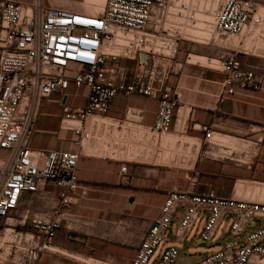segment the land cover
Masks as SVG:
<instances>
[{
  "label": "built area",
  "instance_id": "2783aa9c",
  "mask_svg": "<svg viewBox=\"0 0 264 264\" xmlns=\"http://www.w3.org/2000/svg\"><path fill=\"white\" fill-rule=\"evenodd\" d=\"M258 4V0H214L199 7L195 0H105L97 13L90 14L44 7L42 0H0V148L9 152L0 168V264L9 250L15 264H37L42 251L52 250L58 230L76 222L67 210L80 186V153L30 147L43 101L55 92L68 95L71 83L87 87V104L65 106L61 117V127L74 131L78 145L89 137L86 121L106 115L119 93L156 98L152 131L169 133L184 105L169 84L175 66L181 64L180 41L210 44L220 36L243 34L262 24ZM196 31L206 36L196 39L201 38ZM238 54L208 58L224 72L221 99L235 95L240 87L264 88L253 70L244 69ZM121 59L134 64H117ZM202 130L206 149L201 157L211 154L252 166L250 152L239 153L216 141L210 127ZM249 139L256 146L264 142V121L250 124ZM183 141L191 144L188 138ZM121 173H128L126 164ZM50 183L59 188L50 212L27 216V229L12 224L23 197ZM178 212L175 236L181 241L198 219L204 221L203 242L214 240L225 219H231L229 232L234 238L194 262L181 261L179 248L170 244L152 264H264V203L177 189L166 193L131 264H151Z\"/></svg>",
  "mask_w": 264,
  "mask_h": 264
},
{
  "label": "crops",
  "instance_id": "0c3cea01",
  "mask_svg": "<svg viewBox=\"0 0 264 264\" xmlns=\"http://www.w3.org/2000/svg\"><path fill=\"white\" fill-rule=\"evenodd\" d=\"M42 3L44 7L79 13L92 14L101 9L99 3L88 0ZM258 3L262 24L251 25L243 34L223 36L224 44L213 45V52H189L183 48L185 41H180L177 61L181 64L175 66L169 84L180 94L184 105L177 111L169 133L152 131L158 109L156 98L119 93L111 100L106 115H94L86 121L89 137L78 145L74 131L61 127V117L65 106L87 104V87L71 83L68 95L55 92L43 101L30 147L77 150L80 186L67 210L69 218L76 222L58 230L52 250L42 251L37 264H131L170 190L195 194L212 191L218 197L264 203V142L256 146L249 139L250 124L264 121V88L240 87L235 95L221 99L224 72L205 63L206 58L238 54L242 50L238 57L244 69L253 70L264 87V0ZM192 55L202 58L192 59ZM117 64L134 62L121 59ZM203 126L213 129L215 140L226 147L239 153L250 152L252 166L211 154L201 157L206 149ZM237 141L242 146L236 147L233 142ZM8 155L7 150L0 148V168ZM124 164L128 166L127 174L121 173ZM58 190L50 183L33 195H25L11 223L27 229V216L47 215L57 203ZM180 218L178 212L164 238L171 234V244L176 246L175 243L185 245L193 230L184 241L177 239L175 231ZM83 224L87 225L85 231L78 233ZM202 242L200 235L190 241L199 245ZM212 242L216 246L223 243L215 238Z\"/></svg>",
  "mask_w": 264,
  "mask_h": 264
},
{
  "label": "rangeland",
  "instance_id": "374dc122",
  "mask_svg": "<svg viewBox=\"0 0 264 264\" xmlns=\"http://www.w3.org/2000/svg\"><path fill=\"white\" fill-rule=\"evenodd\" d=\"M91 2H96V3H99L100 6H98L99 8H102V5L104 3V0H88ZM213 0L211 1H207V0H201V1H196L195 0V3H198L199 7H204L205 5H208V4H211L213 3L212 2ZM96 5V4H95ZM96 11V10H95ZM200 30V29H199ZM201 31V30H200ZM196 34L198 36H200L201 38H196V39H202L203 37L206 36V34L204 33H201L199 31H196ZM209 36V35H208ZM222 38L221 36L218 37L217 39H213L212 42L210 44H205V43H202V42H194V41H190V40H184L185 41V44H184V49L188 50L189 52L193 51V53H204L205 52H213L215 51V47H212L213 45L215 44H220V45H223L224 42L221 41ZM214 42V43H213ZM192 48H194L195 50H192ZM218 49V48H216ZM202 57L200 56H197V55H192V59H200ZM205 63H208V60L206 58V62ZM234 145L236 147H240L242 146V142H233ZM202 217L204 216V213H202L201 215ZM230 225H231V219L230 220H224L218 227V230H217V234H216V237H215V240H221L223 243L222 245H219V246H214V247H211V248H208V247H200L199 246V243H190V241L192 240H197L198 236L200 235L202 229H203V226H204V221L201 220V219H198L197 222L195 223L194 227H193V230H192V233L190 235V239L188 242L185 243V245H181L180 243H175L177 244V246L180 248V260L183 261V260H195V259H200V258H203L204 256L212 253V252H216L220 249L223 248V244L226 243L228 240H232L234 237L231 235V233L229 232V229H230ZM86 226L85 224L81 225V227L78 231V233H83V232H80V231H85L86 229ZM99 238V236H97ZM101 237V236H100ZM104 238H99V239H106L107 236H103ZM172 235L171 234H168V236L166 237V239H163L160 246L156 249L155 253L153 254V257H152V260H151V264L154 262V260H156V258L158 257V255L161 253V251L163 249H165L168 245H170L171 243H173L174 241H172ZM237 238H242V237H237ZM214 242H207V246L208 245H211L213 244ZM13 253L12 251L9 250V253H8V256H7V259L4 261L3 264H15L13 262ZM184 262V261H183ZM93 264H96L95 262Z\"/></svg>",
  "mask_w": 264,
  "mask_h": 264
},
{
  "label": "water",
  "instance_id": "95a60500",
  "mask_svg": "<svg viewBox=\"0 0 264 264\" xmlns=\"http://www.w3.org/2000/svg\"><path fill=\"white\" fill-rule=\"evenodd\" d=\"M199 246H200V247H208V248H211V247H214L215 245H214V244H211V245H208V246H207V244H206L205 242H202V243H200Z\"/></svg>",
  "mask_w": 264,
  "mask_h": 264
}]
</instances>
